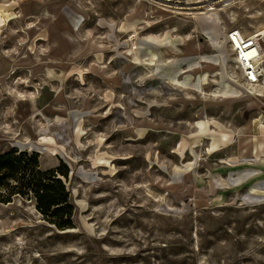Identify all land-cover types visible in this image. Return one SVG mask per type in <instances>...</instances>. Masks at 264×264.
<instances>
[{"label":"rangeland","instance_id":"obj_1","mask_svg":"<svg viewBox=\"0 0 264 264\" xmlns=\"http://www.w3.org/2000/svg\"><path fill=\"white\" fill-rule=\"evenodd\" d=\"M0 12L17 17L0 29V156L66 169L74 225L57 230L32 199L0 203V264H264V99L245 94L227 40L264 30V0H0ZM196 122L230 144L208 153ZM58 125L65 154L30 142L28 128Z\"/></svg>","mask_w":264,"mask_h":264},{"label":"trees","instance_id":"obj_2","mask_svg":"<svg viewBox=\"0 0 264 264\" xmlns=\"http://www.w3.org/2000/svg\"><path fill=\"white\" fill-rule=\"evenodd\" d=\"M68 171L41 170L36 154L12 150L0 156V203L8 204L13 197L34 199L42 219L59 231L74 229L73 208L62 179Z\"/></svg>","mask_w":264,"mask_h":264},{"label":"bare ground","instance_id":"obj_3","mask_svg":"<svg viewBox=\"0 0 264 264\" xmlns=\"http://www.w3.org/2000/svg\"><path fill=\"white\" fill-rule=\"evenodd\" d=\"M31 0H22V3L23 4H28ZM138 1H141V0H138ZM162 1H165V2H170L171 0H162ZM196 3H200V2H196ZM14 18H17L16 16H10L9 14H7L6 12H0V29L2 27H4L7 23L11 22ZM127 18L129 20H131V16H127ZM128 20V21H129ZM133 23H136V19L135 21L133 20ZM129 24V22L127 23ZM24 33H27V29H24L22 30ZM238 35L241 37V35L239 34L238 32ZM258 35H261L263 40H264V30L261 31L260 33H258ZM242 39V38H241ZM129 45H130V49L128 51V53L130 54H133V51L137 50L138 46H137V43H136V34L133 33L130 35V38H129ZM38 42H47V46L49 49L53 48L52 45H55L56 47H54L55 50L58 49V46L57 45H61V41L58 40V37L54 36V35H51L49 37V39H46V36L45 35H37V38L35 40V43L37 44ZM237 43L239 44L240 42L237 40ZM32 50V48H31ZM263 63V61L261 62ZM227 75L228 77H230V74L229 72H227ZM242 77V75H241ZM241 85L245 91V94L247 96H253L255 98H262L264 99V94L263 92H261L260 88L263 85H259L257 87H254L252 85H249V86H246L245 85V82L243 80H241ZM257 120V119H256ZM255 120V121H256ZM253 122V118L249 120L247 126H246V130L247 132L249 133L250 131V126ZM257 122L260 124V125H263L264 124V118H260L257 120ZM28 127V125L26 126ZM57 128V132L55 134L54 137H46V136H36L32 130L30 128H28V132H29V139H30V142H36V143H39L41 145H45L47 147H54L56 148V150H58L59 152L65 154L66 153V149H67V145H68V139L66 138V134L64 132V126H61V125H58L56 126ZM193 127L195 128L196 130V133L194 134V137H198V138H201V139H205V140H208L209 142V145L207 147V152L208 153H214L216 151H218L220 148L222 147H226L227 145L230 144V138L226 135V134H223V133H217V132H214V131H211L208 127H207V123L205 122H196L195 124H193ZM255 156L258 155V148L257 146L255 147ZM66 157V155H65ZM32 204L35 205V201L34 199H32ZM5 226V223L3 224V227ZM72 230H68V231H65V232H71Z\"/></svg>","mask_w":264,"mask_h":264},{"label":"built area","instance_id":"obj_4","mask_svg":"<svg viewBox=\"0 0 264 264\" xmlns=\"http://www.w3.org/2000/svg\"><path fill=\"white\" fill-rule=\"evenodd\" d=\"M242 38V39H241ZM234 60L246 86L263 85L264 79V42L261 35L243 38L237 31L227 34ZM237 40L240 42L237 43ZM263 61V63H261Z\"/></svg>","mask_w":264,"mask_h":264}]
</instances>
